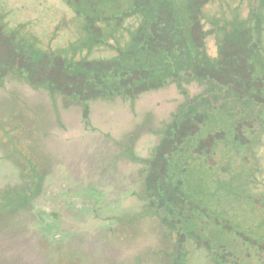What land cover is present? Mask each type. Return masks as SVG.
I'll list each match as a JSON object with an SVG mask.
<instances>
[{
    "label": "trees",
    "instance_id": "16d2710c",
    "mask_svg": "<svg viewBox=\"0 0 264 264\" xmlns=\"http://www.w3.org/2000/svg\"><path fill=\"white\" fill-rule=\"evenodd\" d=\"M213 1L59 0L55 10L65 14L46 16L48 21L36 24L56 35L66 20L76 21L80 32L63 48H42L36 36L28 39L17 29H5L6 20L0 21V29L18 32L19 40H13V34L5 36L12 39L6 44L13 46V65L2 56L0 86L7 74L22 79L44 89L52 104L58 97L63 105L80 107L85 122L95 99L134 101L143 93L176 87L182 100L154 132L159 139L149 155L140 157L132 150L133 131L124 135L117 152L140 165L143 177L135 195L144 204L137 215H152L156 227L175 233L171 249L160 252L164 264H190L196 256V264L264 262V191L240 197L257 208L249 225L232 210V203L225 204L234 195L230 189L242 163L248 162L246 177L257 169L253 149L264 134V0H249L245 17L236 14L221 22L217 18L204 28L203 6ZM99 2H104L102 9ZM2 15L6 12L0 10ZM128 19L132 20L126 23ZM211 35L215 56L205 45ZM96 46L111 47L114 53L91 56ZM52 67H58L63 82L55 80ZM192 83L201 87L193 95L188 91ZM44 119L30 122L22 143L35 144L31 139L40 137ZM16 136L6 131L5 147L31 174L23 176L24 164H17L21 180L16 187L0 189V214L26 205L43 182ZM165 245L170 247L169 242ZM72 259L88 262L79 253Z\"/></svg>",
    "mask_w": 264,
    "mask_h": 264
},
{
    "label": "rangeland",
    "instance_id": "374dc122",
    "mask_svg": "<svg viewBox=\"0 0 264 264\" xmlns=\"http://www.w3.org/2000/svg\"><path fill=\"white\" fill-rule=\"evenodd\" d=\"M0 1V10L6 12L0 18L7 21L5 29H17L28 39L36 36L42 48H63L80 32L76 21L71 19L65 21L56 35H48V30L36 24L40 20L48 21L47 17L65 14L55 10L54 4H60L59 0H44L46 4L39 3L40 0ZM248 1L207 3L203 6L207 13L204 28L217 18L221 22L236 14L245 17ZM103 3L99 2L98 8L102 9ZM0 27H3L1 22ZM5 29H0V64L6 55V64L13 65L9 59L14 49L6 44L9 37L5 39V36L13 34L16 40L18 32ZM205 45L209 55L215 56L213 35L207 37ZM113 53L111 47L96 46L91 56ZM52 68L57 72L53 75L55 80L62 81L58 67ZM200 90L197 83L188 86L192 95ZM57 98L52 104L44 89L28 86L10 74L0 86V189L19 184L17 164H24L18 162L20 157L10 155V147H5L6 131L17 134L16 138L22 140L19 141L22 152L43 175L41 189L26 205L14 213L3 210L0 214V264H51L53 258V264L54 260L59 264H80L72 259L75 253L83 254L87 264H164L160 252L163 255L171 249L175 233L156 227L158 221L152 215L143 218L137 215L144 204L135 195L143 177L140 165L120 158L117 152L124 135L133 131L132 150L140 157L149 155L159 139L154 132L169 119L182 96L170 85L143 93L134 101L127 97L95 99L89 103V122L83 120L80 107L63 105ZM42 119L45 129L40 137H32L31 143L35 144L22 143L30 122L38 124ZM258 145L253 149L257 169L246 177L248 162L242 163L240 173L232 181L230 191L234 195L225 202L234 205L232 210L245 219L244 225L251 224L257 208L240 197L264 191V134ZM25 174H31L26 164ZM167 242L170 247L165 245ZM191 247L189 244V253ZM199 259L196 256L190 264H196Z\"/></svg>",
    "mask_w": 264,
    "mask_h": 264
}]
</instances>
